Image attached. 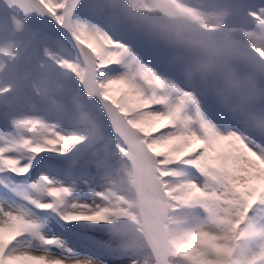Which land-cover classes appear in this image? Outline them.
<instances>
[{
	"label": "bare ground",
	"instance_id": "6f19581e",
	"mask_svg": "<svg viewBox=\"0 0 264 264\" xmlns=\"http://www.w3.org/2000/svg\"><path fill=\"white\" fill-rule=\"evenodd\" d=\"M22 2L28 15L36 24L45 27V30L39 36H36L34 31H29L24 44H17L16 37L3 43L0 41V136L17 140L26 133L35 136L46 131L50 137L63 133L66 137H77V139L72 141L73 152L65 156H57L54 153L38 154L27 176L12 172L0 173V194L5 192L6 195L7 191H13V194L18 193L19 196L24 197L26 195L24 190H29L30 186L43 175L61 181L65 185H71L74 179L79 181L87 179L100 197L95 204L108 209L104 215L109 221L111 234L120 241L125 251L143 253L144 264H168V260L172 257L176 258L180 251L183 253V258L184 255L188 257L185 261L191 264V258L196 256L197 252L215 247L211 240L218 235L225 243L231 241L229 246L234 250V255L229 256L228 252L224 251L217 255L216 259L227 258L230 264H238L244 253H247L249 258L259 256L261 252L259 242L249 234L252 230L251 225L237 228L236 224L232 223L228 237L226 233L219 231L216 223L226 224L229 210L222 209L220 214L206 216L207 210L199 205V201L188 199L185 196L187 190L183 188L177 190L175 186L168 188L163 196L159 195L151 174L140 161L135 148L125 151L122 148L118 149L117 145L110 141L115 139L103 123L105 104L121 110L120 114L125 117L132 116L134 119H139L137 113H143L144 108L132 111L127 103V94H135V86L143 90L154 88L156 92L165 77V67L153 62V59L159 58L155 46L133 33L131 36L144 43L141 50L145 53L138 52L141 57L135 56L137 53L135 52L128 66L138 67V73L109 72L111 80L104 81L100 78V70L105 65H112L114 68L118 66L116 60L118 53L112 50L118 44L104 43L98 39L100 35H104L103 31L95 32L97 43L102 49L97 55L88 44L84 43L86 40L89 44L92 43L89 35L80 33V29L76 28L70 19L64 20L63 25L72 35L56 24L51 17L49 5L42 0H22ZM12 8L17 12V7H10ZM89 24L88 27L91 28ZM53 33L56 35L54 36ZM3 34L4 29L0 28V38ZM42 38L46 46L41 45ZM15 44L17 45L14 48ZM49 49L61 60L53 63L52 58H49L47 64L41 65L39 57L41 53L42 56H46ZM31 51L38 52L32 59L29 58ZM61 51L65 56L58 55ZM69 58H76L79 64L72 66ZM85 63L89 64L88 70ZM145 66L147 69H144ZM29 67L33 70L39 69L40 74L34 73L32 69H28ZM129 68L126 66V70ZM52 70L73 77L75 80L72 82L66 78L59 82ZM112 80L124 83L112 84ZM185 81L190 86L195 84L193 79ZM110 84L113 88H125V94L113 95L109 88ZM195 89L191 98L193 110L198 107L202 93L212 92L207 80L200 82ZM221 92L226 98L224 97L222 104L217 103V107L225 113L232 103L227 98L228 94L225 91ZM106 93L112 96V99H107ZM21 94H24L23 100ZM153 95L156 99L163 100L156 93ZM163 101L170 103L171 100ZM235 105L242 110L237 116L235 115L236 123L264 131V107H254L244 114L247 106ZM85 109L89 117L83 115ZM231 110L230 107L228 113ZM223 124L228 126L226 131L234 130L233 122L225 120ZM10 125H20L22 128L15 131L7 130L6 126L10 127ZM142 127L147 128L148 125ZM74 155H82L86 163L93 165L92 175L79 177L80 170H73L68 163ZM41 160H55L60 163L50 166L41 164ZM24 163H28V160L25 159ZM79 164L80 162H77L75 166L79 167ZM105 177L109 179L106 180ZM11 185L18 188H9ZM77 187L83 192H78L76 195H79L81 200L92 203L93 195L87 186L80 182ZM32 212L35 213L43 234L49 238L59 237L66 242L67 247L63 249L59 246H50V250L57 256H67V249L71 248L76 257L92 259L95 264H118V260L130 264L131 258L122 255L111 244V237L105 225L68 222L51 210L41 211L34 206ZM48 213L51 216L46 217ZM172 217L177 219L171 220ZM253 218L259 220V217ZM127 223L135 224V227L128 226ZM91 226L94 227L89 229ZM198 227L203 229L199 230ZM142 229L149 239L140 233ZM142 241L146 246L136 244ZM151 247L153 250L155 248V251ZM261 264H264V260H261Z\"/></svg>",
	"mask_w": 264,
	"mask_h": 264
},
{
	"label": "snow or ice",
	"instance_id": "6c2138e0",
	"mask_svg": "<svg viewBox=\"0 0 264 264\" xmlns=\"http://www.w3.org/2000/svg\"><path fill=\"white\" fill-rule=\"evenodd\" d=\"M49 9L52 19L61 29L72 35L64 28L63 19H57L66 16L76 28L89 35L92 43L87 40L84 43L97 55L100 54L102 49L97 43L95 30L88 27L80 15L90 13L100 16L103 11L101 0H73L70 4L53 0ZM249 10L258 17H264V0H252ZM98 39L104 43L127 45L104 35ZM109 72H120V68L105 65L100 70V78L110 81ZM123 83L112 80V84ZM109 88L113 95L125 94V88H113L111 84ZM147 91L127 94V103L132 111L144 108L143 113H137L139 119L125 117L120 114L121 110L105 104L103 123L115 139L117 148L125 151L135 148L159 195L163 196L173 186L177 190L186 189L185 196L199 201V205L207 210L206 216L220 214L224 204L231 205L230 211L237 217L232 223L237 228L251 225L249 234L259 242L261 249L259 256L251 258L244 253L238 264H261L264 260V219H255L249 213H264V131L244 128L236 123L217 107L211 97L205 100L208 116L201 119L195 110H182L175 100L166 103L156 99L152 93H148V99H142ZM105 95L107 99H112L107 93ZM213 114L221 120L233 122L234 130L222 131L218 128L210 119ZM145 124L147 128L142 127ZM76 139L63 133L50 137L46 131L35 136L26 133L17 140L0 136V173L27 176L38 154L65 156L73 152L72 141ZM25 159L28 163H24ZM77 162H80L79 167L75 166ZM40 163L55 166L60 161L41 160ZM68 163L73 170H80L79 177L93 174V165L86 163L82 155H74ZM80 182L92 193V203L76 195L83 192L77 187ZM98 198L87 179H74L71 185H65L47 175L34 182L24 196L35 208L51 210L65 221L105 225L111 244L122 255L131 258L130 264H144L143 253L125 251L120 241L111 234L109 221L104 215L108 209L95 204ZM40 229L41 225L30 208L6 207L0 203V264H95L92 259L76 257L71 248L67 249V256H57L50 246L63 249L67 247L66 242L59 237L49 238ZM42 245L45 247L42 248ZM224 251L229 256L234 255L229 245L217 243L213 249L197 252L191 258V264H230L229 260L215 258Z\"/></svg>",
	"mask_w": 264,
	"mask_h": 264
},
{
	"label": "rangeland",
	"instance_id": "374dc122",
	"mask_svg": "<svg viewBox=\"0 0 264 264\" xmlns=\"http://www.w3.org/2000/svg\"><path fill=\"white\" fill-rule=\"evenodd\" d=\"M173 1H175V3L178 6L183 7V9L185 8L188 11L191 10L197 14L196 17L199 18L200 21L196 22V24L199 26V29L196 31L197 33H195L196 34L194 35L195 37L205 34L204 31L202 30V27L204 28L210 27L211 31H213L214 28L215 30L217 28V34L213 33L211 35L213 36L212 46L210 49L211 53L208 59L206 60V62L209 63L206 69L209 72H211V74L206 75V73L202 71L203 75L200 76L199 74H197V77H195L197 79L200 76V79L198 82H202L203 80L209 81V84L215 93V94L208 93L209 97L213 98L215 103L221 102L220 104H222L224 97L226 98V96L221 91H226L228 93L227 98L232 103V105L228 107L229 109L231 107L232 110L229 113H228L229 109L226 110L225 114L228 117H230L233 121H234L235 115L237 116L242 111V110H239V108H236L237 105L235 104H243L247 106V109L245 110L244 114H247L248 111L253 109L254 107H259V108L264 107V97H263L264 78L255 79L252 73L244 71L250 67L251 70L255 72L257 65H253L251 63L250 56L254 55L255 51H261L264 53V17H258L254 13L250 12L249 9H250L252 0H247L249 2L245 7V10L247 11L248 16L246 18H241L239 20H234L236 16L231 15L232 12L230 11L228 6L225 7L223 4L216 2V0H173ZM42 2H44L47 5L53 4V0H42ZM58 2L64 3V4H70L73 2V0H58ZM9 4L11 6H9ZM24 6L25 5L22 2V0H0V10H1L0 28L4 29V34L0 38L1 43L9 41L13 37H16L17 44L18 43L24 44L26 37H27V33L29 31H34L36 36H39L41 33L44 32L45 27L36 24L34 22V19L30 15H28V12ZM10 7H17L18 9L15 8L17 9V12L13 8L10 9ZM108 12L109 13L105 14V16H101V15L96 16L90 13H82L80 15V19H82L84 22L90 23L89 26H91V28L94 29L95 32L103 31V34L105 35V37H108L109 39H113L114 41H120V42L127 44V45L118 44L117 46L112 48V50L118 53V54L116 53L117 54L116 60H117V65H118L117 67L120 68L121 72L128 73V74L138 73L139 68L133 67V66L129 68L128 67L130 65L129 62L132 61L135 52H137L135 56H141L138 52L145 53L144 51L141 50V47L144 46V43L137 41V39L134 36H131L133 33L141 37L143 40L149 42L151 45L155 46V51L156 53H158L159 56L157 55V57L159 58L153 59L154 60L153 62L160 63V65H162L163 67L167 66L166 71L171 73V75L175 77L178 75L177 70L182 71L184 65L180 63L179 58L176 54L177 51L175 52L176 49L164 43L158 42L154 38L146 35L145 33L142 32V29L136 27L131 22L125 20L124 18H122L121 15L116 14L113 10H108ZM59 18L63 19V21L68 19V17L66 16L63 18L61 17ZM252 21H259L258 25L260 28L258 27V25H254ZM79 32L84 33L81 30H79ZM40 43L42 46H46L45 40L43 38L40 41ZM17 44L14 45V48L16 47ZM1 45H4V44H1ZM58 53H59L58 55L65 56V54L62 51ZM36 54H38L37 51L29 52V58L32 59L33 57H36ZM41 54L43 55V53ZM45 54L46 53H44V55ZM42 55H40L39 57V61L41 62V65L47 64V60L49 58L50 59L52 58L51 62L53 63H58L61 60L60 57H57L54 55V52L51 49L47 51L46 56H42ZM225 56H229L233 58L234 60L239 61L241 63L243 61L244 63L249 65V66H246L245 69L242 68L241 66L237 67L240 70H243L246 73V75L241 74L242 76H240L239 78L236 76H232V77L229 76L230 80L232 78L234 82L233 91H231L225 84L227 80L225 76L226 69L223 68L222 66L223 63H221L222 60H224L222 58H224ZM68 60L71 61L72 66H77V64H79V61L76 58H69ZM211 62L216 64V66L214 67L213 63ZM126 66L129 69L126 70ZM28 69H32V68L29 67ZM144 69H147V66H145ZM33 72L40 74L39 69H35L33 70ZM52 72L54 73V75H56V79H58L59 82H62L63 79L65 80L66 78L70 79L72 82L75 80L73 79V77H68L67 75H63V73L61 74L57 72L56 70H52ZM185 74L188 75L187 77H192V74L191 75L188 73H185ZM176 78L180 80L179 77H176ZM131 81H134V80L131 79ZM171 81L172 83H176L175 79H172ZM168 87L169 88L165 87L164 91L161 90L160 88H157L156 92L154 91V88L149 89L147 92H145V95L142 97V99H148L149 98L148 93H152V94L156 93V95L159 96L163 100H171L170 102H172L173 100L177 101V106L180 107L182 110H186V111L190 110L188 106V102L184 101L185 98L189 97L190 95L186 96V94H182L184 100H180L182 96L178 93V91H175V89H173L170 86ZM188 91H191V90H188ZM219 91L222 94H220ZM134 92L136 94L139 92H144V90L141 89V87L139 89L137 86H135ZM259 94L262 96L260 98L262 100L261 102L257 101L258 100L257 95ZM23 96L24 94H21V97H22L21 100H23ZM205 96L207 95L203 94L201 96V98L199 99V103L204 101V99L206 100L208 98ZM82 113L83 115H87L89 117L86 109ZM202 114L199 113V115L197 116H199L201 119H206L208 116V113H207V109L205 106L203 108ZM210 119L212 120L214 124H216L218 128H220L222 131H226V128L228 126L223 124L225 120H218L219 118L215 117L214 114L210 117ZM57 123L58 122H56V124ZM241 125L244 128H248L244 124H241ZM93 126L95 127V125ZM18 128H22V126L20 125H14V126L10 125V127L6 126L7 130L15 131V129H18ZM258 128L260 129L261 125ZM110 141L116 144L114 140L110 139ZM262 147H264V145H262ZM105 179L108 180L109 178L105 177ZM9 188L17 189L18 187H14V185H11ZM28 191L29 190H24L26 195L28 194ZM7 193L8 194L6 195H5V192L3 194H0V203H3L4 206L9 207V206H21L22 205L24 207L30 208L33 211V206L29 204L24 199V197L19 196L18 193L13 194V191L11 192L7 191ZM231 207L232 206L228 204H224L223 206V210L225 211L229 210L230 212V214H228L227 216L228 221L226 222V224L216 223V225H218L219 231L226 233L228 237H229L228 231L231 230V224L233 221L237 219L235 214L230 211ZM48 216H51L50 213L46 215V217ZM249 216L256 217V218L259 217V219H264V213L257 214V213L250 212ZM175 218L176 217H172L171 220L172 219L174 220ZM127 224L128 226L130 225V226L135 227V224H131V223H127ZM93 227L94 226H91L89 227V229ZM197 229L200 230L203 228L198 227ZM140 233L149 239L144 229H142ZM214 236H215V233H214ZM211 241L213 245L214 244L216 245L217 243L222 244V245H229L231 243V241L225 243V241L221 237H219V235L218 237H214V239H212ZM136 244L146 246L145 245L146 243L143 241L139 243L136 242ZM150 246H152V244H150ZM153 251H155V248ZM184 257L185 258H183L182 251H180L178 252V255L176 258L172 257V259L168 260L167 263L168 264H186V263L188 264V262L185 261L188 257H186V255H184ZM225 260H227V258ZM118 264H126V263L121 260H118Z\"/></svg>",
	"mask_w": 264,
	"mask_h": 264
},
{
	"label": "trees",
	"instance_id": "16d2710c",
	"mask_svg": "<svg viewBox=\"0 0 264 264\" xmlns=\"http://www.w3.org/2000/svg\"><path fill=\"white\" fill-rule=\"evenodd\" d=\"M233 14L245 15L243 5L247 0H224ZM114 4L122 14L134 22L147 34L159 41L178 47L179 56L184 57L185 52L179 47L190 50V62L197 58L195 51H210L214 32L210 27H202L205 34L195 37L200 20L193 11L178 6L172 0H101L102 13ZM190 33V34H189ZM192 50V51H191ZM250 56L251 63L256 66L255 73L264 74V53L255 51ZM233 73L235 70H232Z\"/></svg>",
	"mask_w": 264,
	"mask_h": 264
},
{
	"label": "water",
	"instance_id": "95a60500",
	"mask_svg": "<svg viewBox=\"0 0 264 264\" xmlns=\"http://www.w3.org/2000/svg\"><path fill=\"white\" fill-rule=\"evenodd\" d=\"M86 64V63H85ZM86 66L88 67V65L86 64ZM160 241V240H159Z\"/></svg>",
	"mask_w": 264,
	"mask_h": 264
}]
</instances>
